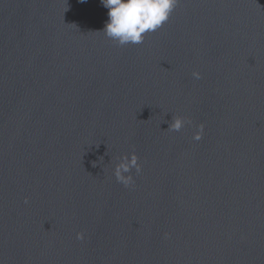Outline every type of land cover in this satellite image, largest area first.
Instances as JSON below:
<instances>
[{"label":"water","instance_id":"obj_1","mask_svg":"<svg viewBox=\"0 0 264 264\" xmlns=\"http://www.w3.org/2000/svg\"><path fill=\"white\" fill-rule=\"evenodd\" d=\"M107 11L0 0V264H264V0H180L124 46Z\"/></svg>","mask_w":264,"mask_h":264},{"label":"clouds","instance_id":"obj_2","mask_svg":"<svg viewBox=\"0 0 264 264\" xmlns=\"http://www.w3.org/2000/svg\"><path fill=\"white\" fill-rule=\"evenodd\" d=\"M79 2L86 3L87 0H79ZM100 3L108 10V20L100 32H103L106 37L119 46H124L143 43L147 34L156 32L163 27L180 0H100ZM192 76L195 79L201 78V74L197 71H194ZM190 124V119L177 115L173 117L168 130L179 132L185 125ZM203 131L204 125H198L197 130L193 133V140L202 139ZM117 159L118 162L115 163L113 170L117 182L126 188L134 186L132 170L135 169L136 174L142 170L139 157L133 151ZM167 236L168 233H165V237ZM76 238L83 240L85 234L77 232Z\"/></svg>","mask_w":264,"mask_h":264}]
</instances>
